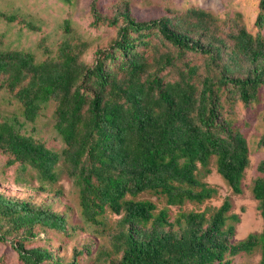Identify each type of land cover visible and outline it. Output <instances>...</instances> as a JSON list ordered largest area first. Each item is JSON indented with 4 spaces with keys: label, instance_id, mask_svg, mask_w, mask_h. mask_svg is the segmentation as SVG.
Instances as JSON below:
<instances>
[{
    "label": "trees",
    "instance_id": "1",
    "mask_svg": "<svg viewBox=\"0 0 264 264\" xmlns=\"http://www.w3.org/2000/svg\"><path fill=\"white\" fill-rule=\"evenodd\" d=\"M97 2L90 6L92 25L115 27L116 37L96 50L92 64L80 60L89 47L82 42L63 41L43 61L0 49V91L17 101L25 123L53 103V128L65 145L58 154L21 133L24 123L17 116H0V154L6 167L15 168V182L32 195L49 193L62 159L77 189L82 222L97 231L109 226V214L120 217L108 233L110 250H96L94 264H231L228 258L255 249L264 264V159L251 187L260 233L231 242L239 217L229 213L227 198L218 208L179 212L173 222L168 214V207L200 205L215 196L216 189L200 181L210 173L211 158L232 194H242L247 142L224 119L221 98L244 106L258 101L264 37L199 8L141 21L127 3L108 17ZM258 9L255 26L262 29L264 0ZM188 56L204 59V75ZM259 146L264 148V133ZM145 193L163 198L166 207L157 211L154 202L136 199ZM31 196L0 193V244L10 240L22 264H81L79 256L93 254L92 243L74 247L69 259L49 247L26 248L36 228L66 237L83 232L67 213Z\"/></svg>",
    "mask_w": 264,
    "mask_h": 264
},
{
    "label": "rangeland",
    "instance_id": "2",
    "mask_svg": "<svg viewBox=\"0 0 264 264\" xmlns=\"http://www.w3.org/2000/svg\"><path fill=\"white\" fill-rule=\"evenodd\" d=\"M92 1L0 0V13L15 18L14 21L7 22L0 17V49L29 52L37 61H43L54 57L63 41L67 40L72 44L82 42L87 43L89 47L80 56V60L86 64H92L96 50L108 48L116 37L115 27L106 24L92 25L93 18L90 11ZM125 3L128 4L131 14L141 21L180 16L190 8H199L221 21L235 20L251 35L259 33L264 37V26L262 29L255 26L259 13V0H98L97 6L102 15L111 17ZM188 60L193 61L195 65H200V73L205 74L203 58L188 56ZM169 74L170 72L166 75ZM225 99L226 96L223 95L222 115L231 123L232 128L243 135L249 152V165L242 180V194H232L216 172L215 158H211L208 166L210 173L201 176L200 181L215 188V196L200 205L185 203L181 208L168 207V214L169 221L173 222L176 215L181 212H202L206 209L218 208L227 198L231 203L229 213L239 217V222L234 223L235 230L231 239L232 243H237L249 234L262 231V220L257 209V201L252 197L251 187L253 181L259 176L256 167L264 159V148L259 146V140L264 133V88L259 90L258 101L250 106H244L237 101L227 104ZM53 109L54 104L49 103L35 122L25 123L17 101L7 92L0 91V116L4 119L17 116L18 121L24 123L21 133L61 154L65 145L53 128ZM5 161L6 157L0 154V193L20 200L28 199L32 195L31 190L24 184L15 182V168L6 167ZM57 178V182L50 187L51 192L32 195L31 200L37 204H48L55 212L67 213L69 220L80 225L83 232H75L71 237H66L36 228L37 236L26 244V248L49 247L54 251L58 250L60 257L69 259L74 247L92 243L93 254L79 256L78 259L81 264H94L92 258L96 250H110L108 233L120 217L109 214L106 217L109 226L104 230L100 228L95 231L88 227L80 217L77 189L68 176L67 167L62 159L58 165ZM33 183L36 184V181L34 180ZM56 193L57 195L54 196ZM136 199L154 202L157 205V211L166 207L163 198H157L148 193L141 194ZM228 259L232 261L231 264H258L259 249H255L250 254L240 253ZM0 264H22L10 240L0 244Z\"/></svg>",
    "mask_w": 264,
    "mask_h": 264
}]
</instances>
